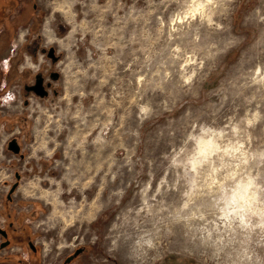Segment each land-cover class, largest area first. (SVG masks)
<instances>
[{
    "label": "rangeland",
    "instance_id": "374dc122",
    "mask_svg": "<svg viewBox=\"0 0 264 264\" xmlns=\"http://www.w3.org/2000/svg\"><path fill=\"white\" fill-rule=\"evenodd\" d=\"M2 1L0 49L23 9L59 78L25 105L39 63L0 54L18 90L0 114L26 122L23 159L0 126V225L28 231L0 264H61L80 243L73 264H264V0Z\"/></svg>",
    "mask_w": 264,
    "mask_h": 264
},
{
    "label": "flooded vegetation",
    "instance_id": "af4514ba",
    "mask_svg": "<svg viewBox=\"0 0 264 264\" xmlns=\"http://www.w3.org/2000/svg\"><path fill=\"white\" fill-rule=\"evenodd\" d=\"M5 5L4 1L0 0V8H2ZM0 11V15H1ZM51 47L48 48H41L42 55L46 57V59L50 60V62L55 63L58 60V55H56L55 50H54V56L56 57L54 60L48 55V50ZM36 49L38 47L33 46L32 47V53H29V55L32 57V59L36 58ZM22 75V82H21V96L23 97V103L25 105L28 104V98L29 96H34L38 98H46L50 91L55 93L56 91L54 90L53 87V81L58 79V72L51 69H42L40 66L38 69H36L33 73L31 72H23L21 73ZM28 75L29 78L25 80V76ZM42 78V86L43 90L46 92V95L44 96H39L37 95L33 90L30 89L31 86H33L36 83V80ZM1 83V80H0ZM4 88H0V96L3 95L4 93ZM42 90V91H43ZM0 126L4 128V130H10V135L6 139L4 143V149L2 151H5L4 153H9L12 156L18 157L19 159H23L24 157V152H23V145H22V134L20 131V128H22L23 123L25 122L24 118H19L18 116L15 115H10V114H0ZM26 123V122H25ZM24 123V124H25ZM15 128H18V131L15 132ZM1 130V129H0ZM25 137V136H24ZM15 141L14 147L18 149V152H14L9 148V143L10 141ZM2 151H0L2 153ZM13 180L11 181H6L4 180V186H6L4 198L6 201H12L13 200V195L19 185L20 179H21V174L17 171L14 170L12 173ZM13 188V190H12ZM24 212H20L18 217L20 215H23ZM10 217V216H9ZM0 229L5 231V235L0 233V250L3 248L9 246L10 241L12 238H18L21 239V237H27L28 236V231L25 230V228H22L21 230H18L17 225L12 221L8 220L6 225H0ZM27 240V245L31 249L32 252H36L37 248L34 246L31 240ZM90 248H93L90 246ZM89 255V250L86 248V245H83L82 243L78 244L74 250H72L70 253H68L61 264H73L78 258L82 256H88ZM116 259L115 257H112V260ZM87 264V263H85Z\"/></svg>",
    "mask_w": 264,
    "mask_h": 264
},
{
    "label": "crops",
    "instance_id": "0c3cea01",
    "mask_svg": "<svg viewBox=\"0 0 264 264\" xmlns=\"http://www.w3.org/2000/svg\"><path fill=\"white\" fill-rule=\"evenodd\" d=\"M9 2H10V0H9ZM33 7L35 8V6H33ZM20 13L24 14V13H26V11H24L23 9L20 10V11L19 10H15L14 13H11L8 16L10 21H11L10 25H8V26L11 27L10 31L14 34V36L11 37V40L8 41L7 45L5 44V47H4L5 51L4 52L0 49V51H1L0 54L2 56H8V59H14V57H19V56L21 57L22 56V58H25V60H27V61L30 60L32 62V61H36L37 60L38 63H39L38 64L39 66L36 69H38L41 66V63L44 61V59L42 58L44 56L42 55V51H41V48H44V47L41 46V43L37 40V37L32 35V32H34L33 31L34 30V22L33 23H27V24H25V26L24 25L19 26V20L21 18ZM29 15L30 14L28 13V15H24V16L26 18H28ZM4 27L5 26L3 24H0V31H1L0 32L1 33L0 34V38H1V36H3V37L5 36V33L3 32L4 31ZM1 45H2V38L0 39V46ZM33 46L38 47V49H36V55H35L36 58L35 59H32V57L29 55V53L33 52L32 51V47ZM24 50L26 52H24ZM38 56H40L41 58L38 59L37 58ZM48 61L50 62V60H48ZM51 63L52 62L48 63V67L47 68H50L49 66H50ZM0 65H1V69H2L4 66H3L2 63ZM8 71H9V68L7 70H5V72H8ZM27 77H28V75H26L25 80L27 79ZM58 78H59V76H58ZM56 80H58V79H56ZM12 82H13L12 78H9L7 80L6 79L5 80L4 79L1 80L0 88H4L3 90H4V92H6V94H9V95L11 94L12 95V97L9 98V100H7V98H3L2 100L5 101V102L10 101V99H11L12 102L17 100V92H18V90H14V88L12 87V86H14ZM15 85H18V84L15 83ZM11 88H13V89H11ZM15 131L17 132L18 128H15ZM35 149L33 151V154L31 155L33 158L39 157V156H37V154L40 151H45V146L43 145L41 148H38V145H37L35 147Z\"/></svg>",
    "mask_w": 264,
    "mask_h": 264
},
{
    "label": "water",
    "instance_id": "95a60500",
    "mask_svg": "<svg viewBox=\"0 0 264 264\" xmlns=\"http://www.w3.org/2000/svg\"><path fill=\"white\" fill-rule=\"evenodd\" d=\"M48 55L54 60L56 57L54 56V48L51 47L48 50ZM31 90H33L37 95L39 96H44L46 95V92L43 90V86H42V78H39L36 80V83L30 87ZM43 90V91H42ZM14 143L15 141H10L9 143V148L11 150H13L14 152H18V149L14 147ZM13 190V188H12ZM0 233L5 235V231L0 229Z\"/></svg>",
    "mask_w": 264,
    "mask_h": 264
},
{
    "label": "trees",
    "instance_id": "16d2710c",
    "mask_svg": "<svg viewBox=\"0 0 264 264\" xmlns=\"http://www.w3.org/2000/svg\"><path fill=\"white\" fill-rule=\"evenodd\" d=\"M5 7H8V6H3V8H5ZM3 8H2V10H3ZM2 10H1V12H2ZM7 19V18H6Z\"/></svg>",
    "mask_w": 264,
    "mask_h": 264
}]
</instances>
